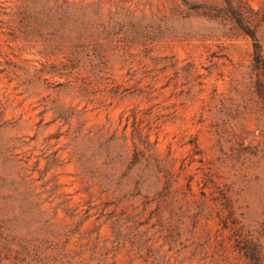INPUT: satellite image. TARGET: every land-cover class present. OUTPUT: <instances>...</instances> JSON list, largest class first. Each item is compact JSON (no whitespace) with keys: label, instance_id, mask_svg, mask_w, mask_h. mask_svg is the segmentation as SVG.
<instances>
[{"label":"rangeland","instance_id":"obj_1","mask_svg":"<svg viewBox=\"0 0 264 264\" xmlns=\"http://www.w3.org/2000/svg\"><path fill=\"white\" fill-rule=\"evenodd\" d=\"M264 0H0V264L264 260Z\"/></svg>","mask_w":264,"mask_h":264},{"label":"trees","instance_id":"obj_2","mask_svg":"<svg viewBox=\"0 0 264 264\" xmlns=\"http://www.w3.org/2000/svg\"><path fill=\"white\" fill-rule=\"evenodd\" d=\"M237 24L251 37L253 45V69L255 72V92L264 104V55L263 46L255 31L247 26L240 14L236 15ZM0 113H2L0 111ZM235 246L247 264H264L259 244L251 237L240 234ZM2 258H0L1 261Z\"/></svg>","mask_w":264,"mask_h":264}]
</instances>
